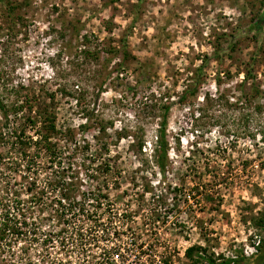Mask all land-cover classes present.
I'll list each match as a JSON object with an SVG mask.
<instances>
[{"label":"rangeland","instance_id":"374dc122","mask_svg":"<svg viewBox=\"0 0 264 264\" xmlns=\"http://www.w3.org/2000/svg\"><path fill=\"white\" fill-rule=\"evenodd\" d=\"M263 12L264 0H1L0 98L31 101L9 125L0 112V264L251 253L264 236ZM37 104L55 112L62 155L51 165L40 151L26 169L10 131ZM166 106L163 176L154 136ZM71 180L63 196L57 182ZM75 200L84 211L65 224L59 202Z\"/></svg>","mask_w":264,"mask_h":264},{"label":"trees","instance_id":"16d2710c","mask_svg":"<svg viewBox=\"0 0 264 264\" xmlns=\"http://www.w3.org/2000/svg\"><path fill=\"white\" fill-rule=\"evenodd\" d=\"M1 1V0H0ZM262 19H264V12ZM229 49H233L234 46L231 42L228 43ZM126 40H123L122 42V59H127L129 57V52ZM218 52H214V55H217ZM208 56H206L203 59V63L199 66L197 72H202V69L205 64L208 62ZM250 72L245 73V78H250ZM198 79H196L195 84L192 86H189L185 88V90L182 92L180 99L185 98L187 94H194L195 90L197 89V83ZM30 97L24 98L25 100H22V102H15L10 103L8 105L7 103H4L3 100L0 98V112L2 114V117L5 119V125H9L10 122V116H13V121L15 117L18 115V111L20 109L24 108V103L30 102L31 100L28 99ZM40 107V109H39ZM47 106H41L40 104H37V109H33V106L28 105L27 108L29 110L28 116L24 119L26 124H33L31 128H34V134L35 136L28 135L26 133L25 125L20 124L16 127H13L10 131L12 133L14 140L12 141V144L14 146V149L17 150L19 156L24 160L27 159L28 162L26 163V169H30V166L33 162V157L35 155H40V151H43L45 154V158L47 157L48 160H51V165H53L54 159L60 160V156L62 155V148H59L58 144L54 141L50 140V134L52 131L55 130V112H49L46 109ZM170 107L166 106L162 110V114L160 116L159 126L157 130V134H155V149H156V158H155V165L159 170V173H161L163 176L166 173V169L168 166V151H169V143L166 136V126H167V113L169 111ZM43 120L41 124L38 122L39 120ZM3 138V133L0 130V139ZM26 146H30L36 149L37 152H26ZM82 148H88L89 144L87 142H84ZM79 146L74 145L73 150H78ZM28 153V154H27ZM108 165L105 163V167ZM105 170H108L105 168ZM60 184L59 188L62 189V195L67 197V191L70 189V187L73 185L72 180L68 182H63V184L58 181L57 185ZM97 198V197H96ZM84 201V198H83ZM83 201H77L75 200V203L69 204V208L67 209L61 202V208L58 209V215L63 218V223L68 224L69 223V217L70 215H66L68 210L73 211L74 207H78V211H84L83 209ZM87 212V211H85ZM68 217V218H67ZM259 221H257L258 224ZM258 226L262 229L264 233V225L262 224V221L259 222ZM47 237V236H46ZM78 240L80 243H85L86 240L83 239L81 234L78 235ZM47 239L44 240L46 242ZM60 243L64 245L63 238L61 239ZM254 250L247 254L243 251V249H235V252L231 254L230 256H222L221 258H217L212 253H207L205 249L201 248L200 246H189L185 249L184 256L189 261L188 264H264V236L258 237L257 240L252 242ZM84 250V249H83ZM86 253V249H85Z\"/></svg>","mask_w":264,"mask_h":264}]
</instances>
